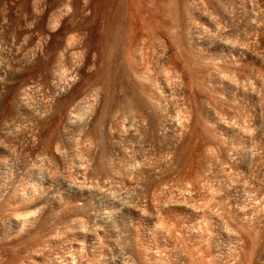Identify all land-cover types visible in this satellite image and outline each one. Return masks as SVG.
Listing matches in <instances>:
<instances>
[{"label":"rangeland","instance_id":"1","mask_svg":"<svg viewBox=\"0 0 264 264\" xmlns=\"http://www.w3.org/2000/svg\"><path fill=\"white\" fill-rule=\"evenodd\" d=\"M130 1L0 0V264H264V0Z\"/></svg>","mask_w":264,"mask_h":264},{"label":"bare ground","instance_id":"2","mask_svg":"<svg viewBox=\"0 0 264 264\" xmlns=\"http://www.w3.org/2000/svg\"><path fill=\"white\" fill-rule=\"evenodd\" d=\"M109 1H112V0H97V3L98 2H102V3H104L103 5H105V2H109ZM134 1L135 0H131L130 1V8H129L130 12H127L128 13V16H129V20H126V21H128V24L126 22L127 28L125 27V30H127V32H126L127 33V40L126 39L125 40L127 41L126 43H128L127 44L128 46H131L133 44L134 40L138 38V37H136V31H135V25H134V23H135V17H139L141 19V23H142L143 26L148 25V21L146 20L147 18L144 16L143 11L140 8L137 9V10H134L133 9V2ZM114 20H115V15L113 16V14H112V17L109 18V21H110V23H113L112 21H114ZM91 21H89V22H91ZM160 21H159V19L156 21L157 22V26H159V24H160V26L162 25L161 24L162 21L161 22ZM154 29H155V27H154ZM154 29L150 28V31H149V34H148L150 36V40L151 41L155 40V38H156V35L155 34H157V31H155L156 32L155 33L154 32ZM125 36H126V34H125ZM153 36H155L154 39H153ZM26 198H27V196H26Z\"/></svg>","mask_w":264,"mask_h":264}]
</instances>
